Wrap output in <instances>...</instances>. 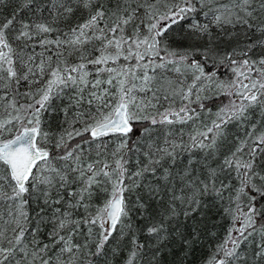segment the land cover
<instances>
[{
  "label": "trees",
  "instance_id": "16d2710c",
  "mask_svg": "<svg viewBox=\"0 0 264 264\" xmlns=\"http://www.w3.org/2000/svg\"><path fill=\"white\" fill-rule=\"evenodd\" d=\"M73 25L86 35L71 45L64 31ZM0 38V91L21 104L0 115L12 119L43 103L49 154L72 148L86 166L41 201L35 190L60 169L48 159L21 195L0 197V264H264V0H0ZM115 46L122 67L154 58L174 73L156 69L147 80L143 118L128 133L90 138L77 113L89 125L110 106L88 104V90L77 95L61 79L74 65L99 66ZM244 76L257 94L240 106L226 89ZM113 87L108 94L118 82ZM76 128L80 134L68 138ZM112 158L127 161L132 174L117 184L125 212L116 228L103 231L87 213L73 221L72 193ZM7 183L0 161V184ZM85 200L90 215L102 212Z\"/></svg>",
  "mask_w": 264,
  "mask_h": 264
},
{
  "label": "rangeland",
  "instance_id": "374dc122",
  "mask_svg": "<svg viewBox=\"0 0 264 264\" xmlns=\"http://www.w3.org/2000/svg\"><path fill=\"white\" fill-rule=\"evenodd\" d=\"M164 23V22H162ZM82 35V37H85L86 31H82L79 35H77L76 39L79 38V36ZM109 41L106 40V42ZM2 43V39L0 38V45ZM107 45V43L105 44ZM116 49L114 51H117V54L114 55L113 53H109L106 55V62H104L100 67V65H92L86 66L85 64H78L74 65L72 67L68 68V72L66 75H64L63 79H61V83H69L71 86H75L78 93L77 95H80V92H85L88 90L90 92L91 98L94 99V101H88V104H93L98 101L100 103L101 99L105 98L106 92L110 88H114V82H118V87L115 92H109V98H107V105L110 106L109 113L104 116V119L101 121H98L93 124H86V120L82 121L80 120V124L86 125L83 127V130L88 129L90 131L91 128H93L95 125L104 122L108 120L114 113V110L118 104L121 102H126L128 105V119L130 120L131 124L132 122H137L141 120L143 117L141 116L142 113V102L139 98V94H142L146 90V85L150 83V81H147L149 78H151L152 74H156V67L153 65L154 58H151L146 64L140 67V70H137L136 72L140 73L141 79L138 81V83H132L130 86L125 87V79H124V73L126 71H123L122 65L118 64L117 56L120 57L119 47L115 46ZM162 60H166L164 57H162ZM179 59H173V63H179ZM168 63L167 61H165ZM99 63V62H98ZM97 63V64H98ZM90 67V68H89ZM93 68V69H92ZM95 68V69H94ZM139 69V68H137ZM161 69H165V67H161ZM104 77V78H103ZM248 83V77L244 76L241 78V80L237 81L232 86L228 87L226 91H228L233 96H239L236 98L238 102V105H241V100L245 98V95L249 92H254V86L245 84ZM145 86V88H144ZM102 87V89H100ZM198 92V90H197ZM102 94V95H101ZM87 98H89L87 96ZM252 99H248V103L244 104V106L249 105L252 103ZM43 103L38 104L35 108L32 104L28 105L26 108H20L18 111V114L14 115V118L11 119V124L9 131H6V137H4V130L0 129V143L7 142L10 138L17 135L22 129L25 128H33L37 127L39 129V138H38V145L40 149L48 151L47 144L49 143V136H51L48 132V125L46 124L44 118H42L41 115V107ZM23 109V110H22ZM79 114L77 113V116ZM167 114H163L165 116ZM79 122V121H78ZM1 125V122H0ZM2 127V126H1ZM80 127V125H79ZM79 129H73L70 133L67 132L68 138L73 136L74 134L78 133ZM11 135V136H10ZM41 143V144H40ZM72 151V148H70ZM62 154L61 151H56L55 154ZM1 161V160H0ZM42 168L40 166L38 167V171L36 174L33 175L34 179L40 178L42 174ZM32 178V179H33ZM31 181V180H30ZM111 195L108 199V201L105 203V206L102 207V212H97L94 215H90L87 213L85 216L88 218V220L91 219V222H94V219H97L98 225H103V231H107V218H106V209L111 203L112 199L117 195L123 196V189L118 187L117 185H113L110 189ZM104 234V232H103Z\"/></svg>",
  "mask_w": 264,
  "mask_h": 264
},
{
  "label": "bare ground",
  "instance_id": "6f19581e",
  "mask_svg": "<svg viewBox=\"0 0 264 264\" xmlns=\"http://www.w3.org/2000/svg\"><path fill=\"white\" fill-rule=\"evenodd\" d=\"M23 30H28V28L23 27ZM64 33H65V36L68 37L70 44L73 45L75 43L77 35H79L81 33V31L77 25H73V26H70L69 28H67L66 31H64ZM81 37H82V35L79 36V38H81ZM104 62H106V56L103 57L101 64H100V67H102L101 65ZM146 63H147V61L143 62L141 60L140 61L129 60L128 64L126 66H124L125 68L123 67V71H126V73H124V78L126 80L129 79L132 83H134V82L138 83V81L141 79L142 76H140V73H139L140 71L139 72H136V71L140 70V67ZM92 65H95V63ZM92 65H86V66L92 67ZM153 65L156 67L155 69H158L159 72H163L166 74L167 73L168 74L174 73V71L171 70L172 69L171 66L165 62H157L154 60ZM161 67H165V69H161ZM137 68H139V69H137ZM4 70L5 69H4L3 65L0 64V80H1V82H2V79H4L6 77ZM3 84H4V81H3ZM4 88L9 89L11 87H10V85L7 84L4 86ZM144 88H145V86H144ZM100 89H102V87H100ZM146 90H147V86H146ZM173 94L174 93L171 92L170 96H172ZM88 95H89V97H91L90 93H88ZM104 95H105V98L101 99V101L107 102V98H109L108 91ZM17 97L19 98V96H17ZM17 97L16 96L9 97L8 95L5 96V94L4 93L2 94L0 91V110L2 109V107L8 108L9 105H12L14 108H19L21 104L18 105V103H16V102L11 103V101L13 99H17ZM170 100L172 101V103H174L173 98H171ZM0 114H1V112H0ZM85 117H86L85 114L80 113L77 117V120L80 121L81 119H83ZM163 119L165 121H168V120H170V117L168 115H166ZM0 122H1L0 129L4 130V137H6L7 136L6 131H9V128L11 127L10 126L11 117L9 115H4V116L0 115ZM99 124H97V125H99ZM35 128H37V127H35ZM37 130H38V138H39V129L37 128ZM91 130H92V128L89 131L90 138L91 137L92 138H98V137L91 136V134H90ZM16 137L17 136L15 135L7 141H12ZM99 137H101V136H99ZM6 138H8V137H6ZM37 148L41 152H46L47 156L45 158L41 159L39 161V163H37L36 166L39 167L40 165H42L45 161H47L49 159L48 162H51L52 164H57L54 166L60 168L57 171V178L56 179H52L49 182L45 181V184L47 186L43 187V189H36L35 190L37 193V196H38V194L40 195L36 198H41L42 199L41 201H45L44 198H46V196L50 195V192L52 193V195H54L57 192V186H56L57 183H59L61 181H66L69 179H78V178L84 176L83 175L84 174L83 169L86 168V166L84 167L83 165L78 163L76 156L70 150V148H66L65 150L63 149L65 152V155L49 154L48 151L40 149L38 142H37ZM97 152H98V150H97ZM62 158H65L66 164L68 165L67 168L65 166L64 161L62 162ZM127 163H128L127 161H121L119 159H117V160L113 159L107 163L102 162V161L98 162V164L101 167L96 168V169H97V172L101 176H99L97 173H95L94 175L90 174L92 176V178L87 179L89 182L87 183V181L85 179L83 181V184H81V186L79 187V189L76 192L72 193L73 200L75 199V202L77 201L75 203L76 210L70 209V208H67L66 210H67V213L70 215V217L72 218L73 221L79 220V214L84 215L86 213H89L90 208L87 205L85 198L89 201L95 202L99 206V207H97V209H95V211H94L95 213L98 211L99 208H100V210H102L101 208H102V205L104 203V200H106L110 195L111 187L113 185H117L120 181L123 180V178L129 179L132 176V174L129 173L125 169V166L127 165ZM132 163H133V165L137 164L134 161H132ZM91 171L92 170H89V172H91ZM93 176H95L94 179H93ZM90 186L93 188L95 187L97 189L98 188H101V189H100V191L97 192V194H95V193H93L92 188ZM0 189L3 190V192L0 194V197H4V199H12L14 197V195L11 191H13L16 195L17 194L21 195L22 192L25 191V188L20 189L17 186V184L14 182V180H13V185L11 184V186H9L8 183L6 184V187H4L3 185L0 184ZM101 190L103 191V193H102L103 195L101 194ZM37 208L40 211L47 209L46 206L42 205L40 202H39ZM129 209H131V208L129 207L128 211H129ZM107 210H108V207L106 209V213H107ZM124 212H125V202L123 200V212H122L120 219L124 215ZM137 212H139V209L133 207V209L131 210V214L135 215ZM120 219H119V221H120ZM119 221H118V223H119ZM107 227H108V223H107ZM262 233H264L263 230H262ZM59 242H62L61 238H59ZM214 260H212L210 263L213 264L216 261H221V264H223L221 259H219V260L217 259L215 261Z\"/></svg>",
  "mask_w": 264,
  "mask_h": 264
},
{
  "label": "water",
  "instance_id": "95a60500",
  "mask_svg": "<svg viewBox=\"0 0 264 264\" xmlns=\"http://www.w3.org/2000/svg\"><path fill=\"white\" fill-rule=\"evenodd\" d=\"M256 94V92L248 93L245 95V99L254 98ZM127 112V103L121 102L114 110L112 117L92 128L91 136L99 137L109 133L125 134L129 132L132 125L128 120ZM16 136L12 141L0 143V160L7 165L17 186L23 189L32 178L34 167L47 156V153L41 152L37 148V128L22 129ZM122 212L123 199L120 195H116L109 204L106 213L110 232L117 226ZM213 264H221V261H216Z\"/></svg>",
  "mask_w": 264,
  "mask_h": 264
}]
</instances>
